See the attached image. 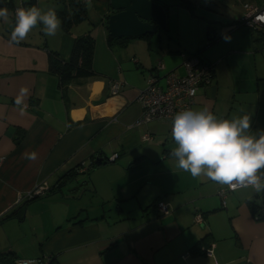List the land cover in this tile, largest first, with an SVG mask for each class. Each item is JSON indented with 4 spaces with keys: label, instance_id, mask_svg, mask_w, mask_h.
I'll return each instance as SVG.
<instances>
[{
    "label": "crops",
    "instance_id": "obj_1",
    "mask_svg": "<svg viewBox=\"0 0 264 264\" xmlns=\"http://www.w3.org/2000/svg\"><path fill=\"white\" fill-rule=\"evenodd\" d=\"M22 1L27 7L28 0ZM82 1L86 18L68 31L60 27L54 36L38 25L17 44L10 41L13 15V25L0 22V252L10 250L24 259L50 255L51 264H264V218H254L247 202L263 204L264 193L231 190L222 207L217 189L223 185L177 167L166 122H135L146 70L180 72L184 55L199 47L198 55L213 65V76L198 87L191 109L207 107L218 119L251 115L235 95L257 91L253 55L264 49V33L234 20L222 34L213 22L208 25L216 30L212 41L171 47L166 54L173 53V59L159 60L156 67L159 58L151 60V52L141 50L143 39L107 42L108 0ZM31 6L56 12L61 3L34 0ZM84 31L93 37L92 73L61 85L47 67V50L67 59L73 37ZM231 31L227 44L223 35ZM244 55L254 63L249 76L240 64ZM114 80L120 85L111 93ZM21 87L29 90L25 107L15 104ZM229 88L232 115L224 113ZM263 108L254 111L251 134L264 131ZM67 171L72 180L59 191L26 199L32 187L44 183L47 190ZM157 200L165 203L166 212L155 208Z\"/></svg>",
    "mask_w": 264,
    "mask_h": 264
},
{
    "label": "clouds",
    "instance_id": "obj_2",
    "mask_svg": "<svg viewBox=\"0 0 264 264\" xmlns=\"http://www.w3.org/2000/svg\"><path fill=\"white\" fill-rule=\"evenodd\" d=\"M12 13L7 6H0V22L13 25ZM10 41L20 43L38 25L47 36H54L60 20L54 10L18 7ZM230 42L228 35H223ZM28 88L21 87L15 104L22 106ZM23 110V108H21ZM251 115L232 119H218L207 107L200 110L186 109L178 112L172 121V138L176 147L171 156L177 167L192 177L207 178L230 190L251 188L264 193V131L251 134Z\"/></svg>",
    "mask_w": 264,
    "mask_h": 264
},
{
    "label": "rangeland",
    "instance_id": "obj_3",
    "mask_svg": "<svg viewBox=\"0 0 264 264\" xmlns=\"http://www.w3.org/2000/svg\"><path fill=\"white\" fill-rule=\"evenodd\" d=\"M162 3L167 4L166 6V28L164 30L158 29L155 35H150L149 38L145 36H129L132 39H143L140 44L141 50L144 52H151V60L155 59L157 56L162 62L165 60H172L171 56L173 53L166 54L167 49L173 47L182 48V45H196L201 46L207 42L204 37L205 29L211 23L218 22L217 31L224 34L228 31L229 26L234 20H238L245 10L251 6L253 3L264 2V0H159ZM30 3H27V7ZM87 6V5H86ZM26 7V8H27ZM211 21V22H210ZM236 23V22H235ZM220 25V26H219ZM240 25V24H239ZM244 26V25H241ZM214 27V26H212ZM245 27V26H244ZM251 29V28H250ZM234 31L228 32V35L232 39ZM203 38H202V37ZM230 39V41H231ZM148 41L151 45V50L147 47ZM227 44L230 42H226ZM211 45H215V42L207 45V48ZM245 59L240 60V64L249 72L246 76L250 75L249 66L253 67L252 56L247 57L244 55ZM256 59V70H253L252 84L255 89V84H257V91L247 92L236 96L237 100H241L240 106H244L243 109H248L251 111V118L254 116V111L258 107L264 106V49L257 51V54L253 55ZM181 61V60H180ZM174 65V62H172ZM182 67V65H181ZM170 68V67H169ZM154 69V68H153ZM159 70V69H158ZM169 70V69H168ZM167 70H164V72ZM163 72V71H162ZM161 69L158 74L161 76ZM178 72V71H176ZM183 68L180 72L182 73ZM154 73V72H151ZM145 81L143 82V87L147 84V79L150 76V72L146 70ZM262 78H257L261 77ZM225 85L230 86V74L227 71L226 77L224 79ZM256 81H258L256 83ZM159 82H163V77H160ZM249 81L246 82V85ZM245 88V87H242ZM225 95L227 96V107H225L224 113L232 109V91L231 88L225 89ZM243 97V98H242ZM245 103H244V102ZM231 106V107H230ZM238 106V104H237ZM257 107V108H256ZM232 110L230 114L232 115ZM259 116L264 119V108L260 110ZM230 118V117H229ZM264 122V121H263ZM264 127V125H262Z\"/></svg>",
    "mask_w": 264,
    "mask_h": 264
},
{
    "label": "built area",
    "instance_id": "obj_4",
    "mask_svg": "<svg viewBox=\"0 0 264 264\" xmlns=\"http://www.w3.org/2000/svg\"><path fill=\"white\" fill-rule=\"evenodd\" d=\"M11 2V12L15 17V11L18 7L23 6L22 0H5ZM241 24L247 25L253 29H259L264 33V2L259 6H254L239 17ZM181 65L182 73L176 72L174 69L165 71L162 76L157 73H150L147 79V84L137 92V100L141 107V113L135 122L160 120L167 123V131L171 135L172 121L174 116L183 110L191 109L196 91L199 86L208 83L213 76V65L210 61L200 57L197 53L185 54ZM159 66V59L156 61V67ZM163 77V82L159 79ZM120 82L118 80L111 81L109 91L114 93L117 91ZM26 106V103L22 105ZM144 138L148 139L149 134L145 133ZM115 154L111 155L113 158ZM46 185L40 183L32 187L26 193V198L41 195L46 190ZM230 189L227 186H220L217 189V194L220 197L221 205L225 204V196ZM158 210L166 212L167 208L163 201L157 203ZM259 213L264 214V206L260 207ZM194 218L199 221L201 215L199 212L194 214ZM209 251V249H205ZM48 257L45 255L39 259H24L16 258V264H47Z\"/></svg>",
    "mask_w": 264,
    "mask_h": 264
},
{
    "label": "trees",
    "instance_id": "obj_5",
    "mask_svg": "<svg viewBox=\"0 0 264 264\" xmlns=\"http://www.w3.org/2000/svg\"><path fill=\"white\" fill-rule=\"evenodd\" d=\"M61 3V6L59 9H57L56 14L57 17L60 20V27L63 31H68V29L75 23H78L86 18L87 11H86V4L82 0H58ZM5 0H0V5L7 4L8 8L11 10V2H5ZM29 3L34 2V0H28ZM24 4V1H23ZM165 10L167 4L163 3ZM237 23L241 24L239 22V19L237 20ZM244 25V24H241ZM248 28H251L247 25H244ZM253 29V28H251ZM150 35H155V33H145L141 36H145L146 38H149ZM129 36H111L108 32H106V40L109 44L117 43L119 45H123L125 40ZM212 41V40H210ZM149 44V43H148ZM201 51V47L196 48L194 51L190 53H197ZM93 52V37L90 35L88 31H84L78 35H75L73 37L70 53L67 59H61L57 53L53 50H47V67L48 69L56 74L59 79V83L61 85L67 83L70 79H73L74 77L80 76V75H90L92 73L91 69V57ZM188 54V53H186ZM156 66V64H155ZM168 132V131H167ZM169 134V133H168ZM171 137V135L169 134ZM172 138V137H171ZM112 159V158H111ZM114 159V157H113ZM70 171L65 172L60 178H58L55 183H53L47 190L50 192L59 191L61 186L70 180L73 175ZM231 191V190H229ZM228 191V192H229ZM40 195L32 196L29 198H26L27 200L37 198ZM159 200L155 201L154 206L158 210L157 203ZM248 205L251 209L252 215L254 218H264V214L259 213L260 207L264 206V199L263 204H258L254 200H248ZM221 204V202H220ZM222 207L224 205H221ZM159 211V210H158ZM199 212V211H195ZM194 213V214H195ZM200 213V212H199ZM6 215V214H5ZM10 215L8 213L6 216ZM201 215V213H200ZM3 218V217H2ZM0 218V220L2 219ZM202 218V215H201ZM207 234V233H206ZM206 235L203 237L195 240L190 246L189 249H192L194 246H198L199 243L204 239ZM48 257V263L51 264V256L47 255ZM18 258L14 254L13 251H4L0 252V264H16L15 259ZM35 264V263H30Z\"/></svg>",
    "mask_w": 264,
    "mask_h": 264
},
{
    "label": "water",
    "instance_id": "obj_6",
    "mask_svg": "<svg viewBox=\"0 0 264 264\" xmlns=\"http://www.w3.org/2000/svg\"><path fill=\"white\" fill-rule=\"evenodd\" d=\"M108 4L111 12L106 17V29L111 36H141L166 28V11L164 4L159 0H108ZM215 35V28L207 26V42ZM99 160V157H96L94 162ZM80 184L77 183L76 186Z\"/></svg>",
    "mask_w": 264,
    "mask_h": 264
}]
</instances>
